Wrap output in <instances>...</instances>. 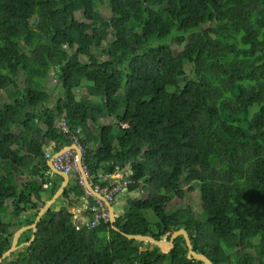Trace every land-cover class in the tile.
<instances>
[{
    "label": "trees",
    "instance_id": "16d2710c",
    "mask_svg": "<svg viewBox=\"0 0 264 264\" xmlns=\"http://www.w3.org/2000/svg\"><path fill=\"white\" fill-rule=\"evenodd\" d=\"M62 116L93 182L120 171L126 196L146 193L120 231L184 228L214 263L264 264V0H0V257L61 185L45 149L73 143ZM78 177L1 264H202L183 236L165 255L110 221L90 227L89 208L77 223Z\"/></svg>",
    "mask_w": 264,
    "mask_h": 264
},
{
    "label": "water",
    "instance_id": "95a60500",
    "mask_svg": "<svg viewBox=\"0 0 264 264\" xmlns=\"http://www.w3.org/2000/svg\"><path fill=\"white\" fill-rule=\"evenodd\" d=\"M66 150H71V151L73 150L76 152L78 171L84 180L85 186H86L87 190L89 192H91L92 195L96 196L97 198H100L107 205V207L111 213L110 214V223L112 225V228L115 231L120 232L128 240H136V241H140V242H144V243H149L150 244V247H149L150 250H153L155 247H157L160 250V252H162V253L170 252V250L174 246L175 239L180 234H183L185 239H186L188 249L190 250V255L193 256L192 258L194 260H199L201 262H204L205 264H214L206 255H204L203 253H200V252H196L193 249V244H192L191 239L189 237V233L184 228H180V229H177L173 232H169L168 234L171 235L170 239H167V236L161 237L160 239H156L155 237H153L151 235L128 234V233L120 231V229L117 226H115V221L120 215H122L124 213V210H123V212H121V210L115 209L113 204L111 202H109L103 194H101L100 192H97L94 189V187L92 186V183L89 179V176L87 174V171L84 168V151L81 148V146H79L76 143H72L71 145L66 146L64 149L55 153L48 160V165H49L51 171L63 178L61 185L57 189L56 193L51 198L47 199V197H46L47 195L43 196L42 200L44 201L45 204L39 210H35V212H37V215H36L35 220L32 224L22 226L21 228H19L15 232H13L12 229L10 230V232H13L12 245L0 257V264L3 262L4 259H9L10 261L14 260L15 256L12 254L13 252L20 253V252L24 251L25 246L31 245V243L35 239L37 227H38V224L41 221L42 217L48 212V210L53 205H58L60 198L63 199L64 201L68 202L67 199L64 198V191H65L66 187L69 185L70 180H71L73 175L68 174L66 172H63L61 170H58L53 163V160L56 158V156L59 154L62 155ZM125 207H126V204L123 203L122 208L125 209ZM59 209H60V206L58 205L56 207V210H59ZM29 229L32 230V235H31L30 240L27 242H24V243H19V239H20V236L22 235V233L29 230ZM144 250H147V248L145 247Z\"/></svg>",
    "mask_w": 264,
    "mask_h": 264
},
{
    "label": "built area",
    "instance_id": "2783aa9c",
    "mask_svg": "<svg viewBox=\"0 0 264 264\" xmlns=\"http://www.w3.org/2000/svg\"><path fill=\"white\" fill-rule=\"evenodd\" d=\"M56 127L59 128L69 139H71L73 143H76L81 146L78 141L79 138L75 134H73L69 129L65 116H62L58 120V122L56 123ZM53 155L54 154L47 153L46 158L50 159ZM53 163L58 170H61L73 176H75V174H79L78 178L85 190V193L93 198V204L89 206V209L93 214V217L89 222L90 227H96L102 222L110 221L111 213L107 205L100 198H97L96 196L92 195L91 192H89L85 186L84 180L78 171L76 152L73 150H66L62 155H57L56 158L53 160ZM84 168L86 169L87 174L89 176V172L85 164ZM129 176V174L125 175L122 172L117 171L112 174H98L97 177L100 182L97 178L94 182L91 180L90 177L89 179L94 189L97 192L102 193L106 197V199L112 203L115 201L117 194L123 193L127 186L131 183ZM104 182H106V184H103Z\"/></svg>",
    "mask_w": 264,
    "mask_h": 264
},
{
    "label": "rangeland",
    "instance_id": "374dc122",
    "mask_svg": "<svg viewBox=\"0 0 264 264\" xmlns=\"http://www.w3.org/2000/svg\"><path fill=\"white\" fill-rule=\"evenodd\" d=\"M102 12H103V15L104 16H106V17L108 16V11L105 8H103V11ZM52 77H54V75H51L50 77H48V79L45 82V85H46V87H48L51 90V92L53 94V98L56 99L58 96H60V94H63V92L60 89V86H58L56 84L57 80L56 79H52ZM87 84L88 83L85 82L84 83V87L87 86ZM82 89H83V87H82ZM83 90H85V89H83ZM117 97L119 99V103H120V106H121V110H123V107H124V90L123 89H121L119 91ZM145 195H146L145 192H142V191L140 192L139 190L132 191V192L128 193L127 196L124 195V193H119V194H117L116 199L113 202V206L115 207V209L121 210V212H123L124 209L121 207V205H117V202H122V201H125L126 202L128 199H134V198H138L140 196H145ZM46 197H47V199L50 198L48 195ZM60 202H64L66 206L68 205V203L66 201H64L63 199H61V198L59 200V203ZM182 204H184L183 201H181L179 199H173L171 201V203L169 204V209L172 210L173 207H175V206L178 207V206H180ZM185 204H186V202H185ZM120 207H121V209H119ZM196 209L199 211V208L198 207ZM198 211H197V213H198ZM146 214H147V216L151 220H154V215L152 214V212H149L148 211ZM197 216L198 217H202V215H200V213H198ZM251 251H253V250H251ZM12 254L15 256V254H17V252H13ZM16 257H17V255H16Z\"/></svg>",
    "mask_w": 264,
    "mask_h": 264
},
{
    "label": "crops",
    "instance_id": "0c3cea01",
    "mask_svg": "<svg viewBox=\"0 0 264 264\" xmlns=\"http://www.w3.org/2000/svg\"><path fill=\"white\" fill-rule=\"evenodd\" d=\"M65 147L66 146H64L60 150L64 149ZM55 148H56V145L54 143H52L50 146H48L45 149L46 154L47 153L48 154L49 153L50 154H55L56 152H58V150H56ZM72 179H73V176H72L70 182L72 181ZM124 195H126V193H124ZM89 197H91V196L87 195L86 193H85V196H81L80 198L77 197V196L75 197V200L79 199V201L77 202V206L73 207L72 210L74 212L76 222L79 223V224L87 223L89 221V219H90V217L88 216V213H87V210H88V208L90 206V198ZM123 203L126 204L125 201H122V202H117V205H121V207H122ZM59 204H60V207L61 206H66L64 202H60ZM121 207L119 209H121Z\"/></svg>",
    "mask_w": 264,
    "mask_h": 264
},
{
    "label": "flooded vegetation",
    "instance_id": "af4514ba",
    "mask_svg": "<svg viewBox=\"0 0 264 264\" xmlns=\"http://www.w3.org/2000/svg\"><path fill=\"white\" fill-rule=\"evenodd\" d=\"M181 206V205H180ZM177 206H175V208H176ZM175 231V230H174ZM169 232H173V231H167L164 235H162L161 237H165V236H167V239H170L171 238V235L170 234H168ZM188 232V231H187ZM181 236H183L184 237V235L183 234H180L176 239H175V241H174V246H173V248L170 250V252H168V253H162V252H160L161 254H169V253H171L173 250H174V248H175V244H176V241L181 237ZM190 237V236H189ZM185 238V237H184ZM191 239V238H190ZM186 240V239H185ZM192 242V241H191ZM196 242V244L198 245L197 246V249L195 248L196 247V244H194L193 245V249L196 251V252H200V253H203L204 255H205V253L204 252H202V250H201V248H203L202 247V243L199 241V240H196L195 241ZM145 244V246H142L141 248H140V250L141 251H146V250H144V248L146 247L147 248V250H150L149 249V247H150V244L149 243H144ZM147 244H148V246H147ZM186 244H187V242H186ZM195 246V247H194ZM160 251V250H159ZM16 256V255H15ZM186 256H187V258H189V259H191L192 260V262H194L195 260L192 258L193 256L192 255H190V250L188 249V246H187V250H186ZM207 256V255H206ZM228 256H229V258L231 259V260H235L236 258L234 257L235 255L233 254V253H229L228 254ZM208 257V256H207ZM213 263H214V260L213 259H211L210 257H208ZM9 260V259H8ZM10 261V260H9ZM229 261H224V264H227ZM185 264H201V263H185ZM202 264H205L204 262H202ZM214 264H219V263H214ZM230 264H235V263H230Z\"/></svg>",
    "mask_w": 264,
    "mask_h": 264
},
{
    "label": "clouds",
    "instance_id": "9594fccd",
    "mask_svg": "<svg viewBox=\"0 0 264 264\" xmlns=\"http://www.w3.org/2000/svg\"><path fill=\"white\" fill-rule=\"evenodd\" d=\"M56 153H57V152H56ZM89 177H90V176H89ZM73 178H74V176H73ZM92 186H93V185H92ZM126 189H127V188H126ZM126 189H125V190H126ZM123 193H125V191H124ZM101 194H102V193H101ZM112 204H113V202H112Z\"/></svg>",
    "mask_w": 264,
    "mask_h": 264
}]
</instances>
